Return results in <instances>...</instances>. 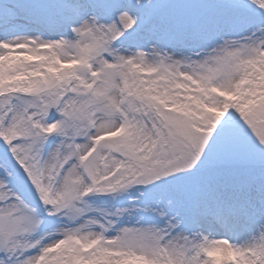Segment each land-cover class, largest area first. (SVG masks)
<instances>
[{
    "label": "snow or ice",
    "instance_id": "snow-or-ice-1",
    "mask_svg": "<svg viewBox=\"0 0 264 264\" xmlns=\"http://www.w3.org/2000/svg\"><path fill=\"white\" fill-rule=\"evenodd\" d=\"M0 264H264V0H0Z\"/></svg>",
    "mask_w": 264,
    "mask_h": 264
}]
</instances>
